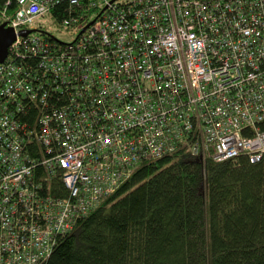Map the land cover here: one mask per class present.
Listing matches in <instances>:
<instances>
[{"label":"built area","instance_id":"2783aa9c","mask_svg":"<svg viewBox=\"0 0 264 264\" xmlns=\"http://www.w3.org/2000/svg\"><path fill=\"white\" fill-rule=\"evenodd\" d=\"M2 25L0 264H46L142 165L263 158L264 0H14Z\"/></svg>","mask_w":264,"mask_h":264},{"label":"trees","instance_id":"16d2710c","mask_svg":"<svg viewBox=\"0 0 264 264\" xmlns=\"http://www.w3.org/2000/svg\"><path fill=\"white\" fill-rule=\"evenodd\" d=\"M45 186L67 196L59 180ZM46 264H264V155L251 164L180 153L142 165L57 238Z\"/></svg>","mask_w":264,"mask_h":264},{"label":"water","instance_id":"95a60500","mask_svg":"<svg viewBox=\"0 0 264 264\" xmlns=\"http://www.w3.org/2000/svg\"><path fill=\"white\" fill-rule=\"evenodd\" d=\"M30 32H22L21 36L25 37ZM16 36L12 29H6V25L0 26V64L8 57L9 48L15 43Z\"/></svg>","mask_w":264,"mask_h":264},{"label":"rangeland","instance_id":"374dc122","mask_svg":"<svg viewBox=\"0 0 264 264\" xmlns=\"http://www.w3.org/2000/svg\"><path fill=\"white\" fill-rule=\"evenodd\" d=\"M55 36H57L58 38L64 40V41H68L70 39L69 36L64 35V34H59V33H55Z\"/></svg>","mask_w":264,"mask_h":264}]
</instances>
